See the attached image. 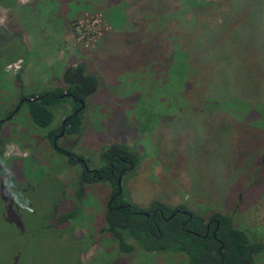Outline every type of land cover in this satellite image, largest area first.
I'll list each match as a JSON object with an SVG mask.
<instances>
[{
    "label": "rangeland",
    "instance_id": "374dc122",
    "mask_svg": "<svg viewBox=\"0 0 264 264\" xmlns=\"http://www.w3.org/2000/svg\"><path fill=\"white\" fill-rule=\"evenodd\" d=\"M180 1L15 0L11 7L0 6V58L5 60L0 115L17 95L60 84L63 68L82 62L98 85L86 98L82 129L62 135L58 145L83 157L90 168L101 164L99 154L110 144L128 146L138 160L119 185L135 207L144 210L156 201L183 204L203 216L231 212L234 227L263 243L254 259L264 264V171L258 161L264 152V72L243 78L260 111L240 105L232 111L205 110L211 99L202 100L201 93L234 89L239 79L229 81L225 61L211 56L218 43L204 39L194 80L186 89L176 87L178 80L167 72L169 52H187L199 28L211 27L230 0H203L208 2L203 12L184 10ZM250 3L243 21L258 26L264 22V0ZM112 6L119 11L108 24L103 12ZM242 37L230 32L228 45L238 51L255 46L239 41ZM257 57L251 51L246 60ZM61 109L55 108L53 125L68 112ZM0 129V264H187L183 255L113 250V241L101 231L109 193L102 183L85 187L77 222L53 224L75 201L68 185L78 165H67L41 138L23 105ZM86 235L88 242H81Z\"/></svg>",
    "mask_w": 264,
    "mask_h": 264
},
{
    "label": "trees",
    "instance_id": "16d2710c",
    "mask_svg": "<svg viewBox=\"0 0 264 264\" xmlns=\"http://www.w3.org/2000/svg\"><path fill=\"white\" fill-rule=\"evenodd\" d=\"M251 1L260 2L261 0H230L226 8L219 12L218 19L211 27L201 26L199 28V33L191 40L187 52L176 48L169 52L170 62L166 65L167 72L172 81L178 80L176 87L179 89L185 87L186 89L188 88L187 81L192 82L194 79L192 80L191 77L199 71L201 57L205 53L204 46L207 45L205 42L203 43V40L209 39L211 42L218 43V45H214L216 48L212 49L211 56L216 55L217 61H225L223 72L229 76V81L232 76L235 80L239 79L235 84L238 87L220 89L217 91V95L211 92L201 93L202 100L203 98L211 99L210 106H205V110L230 109L232 111L240 105L248 107L249 111H260L262 107L259 105L260 102L253 101L251 97H248L249 89L246 88L248 85L245 86L246 83L243 81L244 76L248 78L253 73L256 77L257 71L264 72V22L258 21L262 23L261 27L260 25L253 26L250 23L251 19L243 21L244 17L247 18ZM10 2L11 0L3 1L4 5ZM179 4L184 10L188 7L191 11L203 12L206 11L208 2L182 0ZM255 6L262 11L258 4ZM117 10L119 11L118 6L104 10L103 16L108 24L110 23L109 17L116 16ZM234 19L237 20L235 24L232 23ZM120 20L121 17L116 21L120 23ZM217 30L218 32H216ZM238 31L246 36V38H240L239 41L247 43L249 40L255 46L242 51L229 46L227 40L230 32ZM247 32L251 34H247ZM251 51H254L258 57L247 61L246 58ZM191 55L195 59H190ZM208 55L210 54H207L206 58H210ZM191 62H195V64ZM204 63L209 64L210 60L204 61ZM173 76H175L174 79ZM15 79L17 83H21L18 75H15ZM97 85V76L88 72L82 62H78L63 68L60 73V84L21 95L30 98L36 96L35 100L22 101L21 106H24L31 124L40 132L41 138L48 142L54 152L64 156V161L67 164L79 167L70 181L71 184L68 185L75 201L67 211L56 215L53 224L77 222L83 215L81 201L85 197V187L92 186L93 183H102L108 187L109 193L103 213L101 231L112 239L113 250L124 254H129L135 249L155 255H183L187 264H256L254 258L262 251L263 243L249 237L243 229L234 227L231 212L214 211L203 216L189 210L183 204L168 206L156 201L148 208L141 210L125 198L119 185L120 178L132 171L138 160L137 154L128 146L120 143L110 144L99 154L101 164L98 167L90 168L83 157L58 145L57 139L53 141L56 133L61 130L60 122L56 125L52 124L55 108L70 107L71 111L62 116L65 119L62 126L63 133L66 135L78 134L83 125L82 114L86 98L95 92ZM62 93H67V95L59 97ZM78 106L79 110L74 111ZM199 106L201 107L200 104ZM53 142L59 147L58 149L53 148ZM65 155L67 156L65 157ZM70 156L83 159L85 168ZM258 161L261 167L260 171H264V152L260 153ZM118 178L119 181H117ZM0 196H2L1 193ZM86 237L87 235L82 236L81 242H88ZM69 252L68 248L64 253V259L69 258ZM74 263L93 264L76 262V260Z\"/></svg>",
    "mask_w": 264,
    "mask_h": 264
},
{
    "label": "flooded vegetation",
    "instance_id": "af4514ba",
    "mask_svg": "<svg viewBox=\"0 0 264 264\" xmlns=\"http://www.w3.org/2000/svg\"><path fill=\"white\" fill-rule=\"evenodd\" d=\"M4 0H0V6L1 7H11V4L15 2V0H11L10 3H7L6 5H4L3 3ZM4 63V60H2L0 58V69L2 68V64ZM22 86V82L19 83V87ZM25 98L24 96H18L16 97V100H15V103L13 104V107L11 109H7L5 111V113L3 115H0V124L1 126L8 120H10L11 118H13L14 116L16 115H19V112H20V106H21V103H22V99ZM36 99V96L34 97ZM25 101V100H23ZM83 105V104H82ZM63 109H61L62 111H71L70 107L69 106H66V107H62ZM79 106L77 108L74 109V111H78L79 110ZM65 109V110H64ZM65 114V113H64ZM60 124H61V130L59 132L56 133L53 141H55L56 139L58 140L62 135H64L63 133V124L65 122V119L62 117L61 120L59 121ZM1 128V127H0ZM61 133V134H60ZM53 148L54 149H58L59 147L55 145V143L53 142ZM67 155H65L66 157ZM64 158V156H62ZM71 159H73L74 161H76L77 163H80L81 166H83L85 168V164L83 163V159L79 158V157H72L70 156ZM68 165V164H67ZM119 181V180H118ZM207 227V226H206ZM109 239L112 240L109 236Z\"/></svg>",
    "mask_w": 264,
    "mask_h": 264
},
{
    "label": "water",
    "instance_id": "95a60500",
    "mask_svg": "<svg viewBox=\"0 0 264 264\" xmlns=\"http://www.w3.org/2000/svg\"><path fill=\"white\" fill-rule=\"evenodd\" d=\"M67 95V93H62L61 95H59V97H61V96H66ZM23 100H25V101H30V100H35V98H30V97H25V98H23L21 101H23ZM61 134V133H60ZM119 180V178L117 179V181Z\"/></svg>",
    "mask_w": 264,
    "mask_h": 264
}]
</instances>
